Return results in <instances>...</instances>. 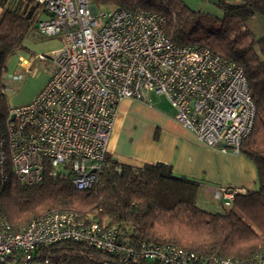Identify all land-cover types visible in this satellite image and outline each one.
<instances>
[{"label": "built area", "instance_id": "1", "mask_svg": "<svg viewBox=\"0 0 264 264\" xmlns=\"http://www.w3.org/2000/svg\"><path fill=\"white\" fill-rule=\"evenodd\" d=\"M43 18L37 31L61 47L36 59L56 71L37 97L11 108L0 136V199L10 176L33 186L49 176H70L77 190L91 189L106 170L110 134L120 103L164 97L174 119L206 147L240 154L251 135L256 107L244 71L209 49L175 44L157 14L101 10L91 0H37ZM20 59L30 70L31 62ZM16 75L3 80L10 92ZM245 189L222 186L216 200L232 206ZM117 226L82 219L73 212H49L14 233L0 206V264H55L39 251L63 242L85 244L124 262L136 252L161 264H264V248L248 259L199 255L175 245L122 241Z\"/></svg>", "mask_w": 264, "mask_h": 264}, {"label": "trees", "instance_id": "2", "mask_svg": "<svg viewBox=\"0 0 264 264\" xmlns=\"http://www.w3.org/2000/svg\"><path fill=\"white\" fill-rule=\"evenodd\" d=\"M91 2L101 10L162 16L165 31L175 44L209 49L242 67L256 115L240 154L256 167L255 188L238 194L225 213H211L198 207L201 184L176 175L171 165L133 167L108 154L114 168L103 172L89 190H77L70 176L52 177L47 170L43 180L33 186H23L10 176L0 199L4 220L17 233L49 212H73L85 220L91 216L99 223L117 226L123 243L137 251L142 244L175 245L207 257H252L264 248V36L257 38L249 25L258 16L264 17V0H216L220 17L193 10L183 0ZM0 7L2 136L11 110L3 85L8 62L26 51L24 41L37 31L43 11L37 0H0ZM39 255L55 264H161L144 260L139 252L124 262L121 256L71 241L41 249Z\"/></svg>", "mask_w": 264, "mask_h": 264}, {"label": "crops", "instance_id": "3", "mask_svg": "<svg viewBox=\"0 0 264 264\" xmlns=\"http://www.w3.org/2000/svg\"><path fill=\"white\" fill-rule=\"evenodd\" d=\"M249 29L253 32L250 25ZM151 98L149 103L131 99L120 103L108 144L114 160L133 167L171 165L176 175L201 184L198 201L207 206L216 200L214 191L219 187L255 188L257 171L252 161L242 154L206 147L174 119L175 112L156 108Z\"/></svg>", "mask_w": 264, "mask_h": 264}, {"label": "rangeland", "instance_id": "4", "mask_svg": "<svg viewBox=\"0 0 264 264\" xmlns=\"http://www.w3.org/2000/svg\"><path fill=\"white\" fill-rule=\"evenodd\" d=\"M183 2L193 10L210 13L218 17L221 16V12L215 5L216 0H183ZM106 11L110 12L112 9H106ZM43 17L44 15L42 14L41 18ZM250 27L257 38L263 37L264 17L258 16L250 24ZM24 46L26 51L18 53L8 62L7 75H16L19 79V81L11 83V91L6 93L11 108L29 104L47 85L49 79L56 71V67L51 61L39 60L36 57L39 55L49 56L61 47V43L57 38H46L40 36L36 31L26 38ZM21 56L31 62L30 70L20 66ZM151 100L155 102L156 108L171 112L172 115L174 114L172 106L163 97L152 96ZM198 207L211 213H225L231 206H225L221 201L213 199L212 206L204 205L202 201H198Z\"/></svg>", "mask_w": 264, "mask_h": 264}, {"label": "water", "instance_id": "5", "mask_svg": "<svg viewBox=\"0 0 264 264\" xmlns=\"http://www.w3.org/2000/svg\"><path fill=\"white\" fill-rule=\"evenodd\" d=\"M93 7H94V9H95L96 6H93Z\"/></svg>", "mask_w": 264, "mask_h": 264}]
</instances>
